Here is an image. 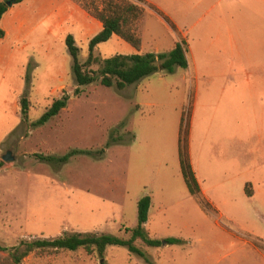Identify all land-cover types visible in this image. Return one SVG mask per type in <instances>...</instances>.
I'll return each instance as SVG.
<instances>
[{
	"label": "rangeland",
	"instance_id": "374dc122",
	"mask_svg": "<svg viewBox=\"0 0 264 264\" xmlns=\"http://www.w3.org/2000/svg\"><path fill=\"white\" fill-rule=\"evenodd\" d=\"M94 1L96 6L103 8L110 0ZM128 1L144 8L138 31L146 51L159 48L168 52L174 40L186 39L189 67H178L172 74L160 69L124 90L96 82L84 87L80 97L74 95L78 85L73 71L69 72L71 76L63 87L58 89L63 83L62 78L67 76H52L56 66H48L37 55L35 62L29 63L22 80L17 76L5 78V83L0 86V162L4 164L0 170L1 247L10 250L23 240L56 239L73 233L105 234L129 240L131 233L126 228L133 229L138 224V203L150 173L148 171L146 175L143 170H136V162L133 173L130 172L131 154L135 151L137 154L138 147L142 146L139 140L135 147L136 133L146 131L145 123L152 119L154 128H157L155 134L159 139L163 138L162 143L156 142L154 151L166 154L169 157L167 163L171 164L172 134L175 135L176 150L178 113H181L175 108L176 103L185 100L187 104L183 114L189 109L191 111L189 146L192 130L196 131L197 126L200 132L197 117L201 114L205 126L209 124L208 90L220 82L215 77L213 65L210 66V15L206 0L184 2L187 14L174 18L181 32L171 27L170 30L165 23L152 17L148 4ZM103 46L100 47L102 55H114L118 51L112 43ZM78 47L81 50L80 61L84 63L89 56V46L80 43ZM101 54L95 50V55L102 59ZM67 55L71 60L68 51ZM92 69L98 71L99 66ZM198 87L201 100L194 115V97ZM65 93L70 96L67 108L45 125L34 126L53 101ZM25 95L31 101L26 122L20 101L14 104L17 97L21 100ZM216 102L217 98L212 101L213 104ZM231 113L233 117L245 116L239 102L238 105L233 104ZM218 116L223 117L224 122V110ZM248 116L255 115L250 110ZM204 133L214 139L211 128L206 127ZM196 144L199 145L198 140ZM133 147L136 149L132 151ZM75 151L80 153L66 163L39 158L61 159ZM9 153L13 159L6 162L4 157ZM202 201L200 207L206 212L204 216H195L198 222L196 232H182L175 215L172 216L173 206L169 207L167 218L162 222V232L153 236L157 239L189 238L188 242L177 245L180 249L172 247L165 250L167 244L153 248L142 241L136 243L151 264H261L258 253L252 246H245L241 239L258 246H263L262 242L239 231L238 226L221 217L212 206L207 209ZM243 208L239 204L232 210L230 208V212L237 210L235 215L241 218ZM221 227L235 231L232 232L235 237L226 234ZM133 260L141 264L145 262L125 247L110 246L104 259L96 253L90 255L84 249L39 250L23 264H132Z\"/></svg>",
	"mask_w": 264,
	"mask_h": 264
},
{
	"label": "crops",
	"instance_id": "0c3cea01",
	"mask_svg": "<svg viewBox=\"0 0 264 264\" xmlns=\"http://www.w3.org/2000/svg\"><path fill=\"white\" fill-rule=\"evenodd\" d=\"M185 1L146 0V5L148 4L152 17L172 30L164 20V16L168 17L181 32L174 18L187 14ZM206 2L210 15V66L213 65L217 75L215 77L219 78L220 83L208 90L209 124L205 126V119L201 114L197 117L200 132L197 131V126L196 131L192 130L190 161L202 197L221 217L238 226L239 231L262 242L263 246H258L239 238L245 246L253 247L260 256L261 264H264V0ZM0 28L6 34L0 39V86L7 77L17 76L22 80L27 74L29 63H34L37 55L48 66H56L52 76H67L66 79L62 78L63 83L58 88L61 89L68 76H71L69 72L73 66L67 46L68 36L74 37L77 46L80 43L89 46L92 39L104 30V25L76 0H24L10 7L0 22ZM177 41L174 40L170 51ZM106 43H112L118 51L114 55H102L100 47L105 44L102 43L96 49L102 59L115 55L170 52H162L159 48L146 51L144 44L143 50L138 52L117 35ZM15 85L18 86L17 83ZM216 98L218 102L213 104L212 101ZM200 100L201 91L198 87L194 97V115ZM19 101L21 100L17 97L14 104L17 105ZM238 102L245 116L241 114L234 118L231 109ZM146 104L152 106L150 103ZM186 104L182 100L175 105L181 113H178L180 118L176 150L175 135L172 134L171 164L167 163L169 157L166 154L154 151L156 142L162 143L163 138L159 139L155 134L157 128H154L152 119L145 123L147 130L136 133L135 136V147L139 140L142 146L138 147L137 154L136 151L131 154L130 172L133 173L135 162L138 164L136 170H143L146 175L150 171L148 181L143 184L145 191L142 197L150 196L152 199L145 225L152 239H157L153 238L158 235L156 232H162V222L167 218L169 207L174 206L172 216L175 215L182 232H196L198 222L195 221V216H204V211L206 212L200 207L201 198L190 192L181 167L180 131ZM222 105L225 108H220ZM223 110L229 117L224 116V122L223 117L218 116ZM250 110L255 116H248ZM206 127L214 131L213 140L204 133ZM197 140L199 145L196 144ZM134 149L136 148L133 147L132 151ZM239 204L245 207L241 218L235 215L237 210L230 212V208L232 210L233 206ZM216 224L220 226V223ZM221 228L226 234L235 237L232 229ZM169 238L189 241V238L182 236L162 237L158 240ZM172 247L178 246L167 245L165 250H171ZM131 263L141 264L134 260Z\"/></svg>",
	"mask_w": 264,
	"mask_h": 264
},
{
	"label": "trees",
	"instance_id": "16d2710c",
	"mask_svg": "<svg viewBox=\"0 0 264 264\" xmlns=\"http://www.w3.org/2000/svg\"><path fill=\"white\" fill-rule=\"evenodd\" d=\"M24 0H17L15 4L21 3ZM78 1L84 9L92 16L100 20L104 25V30L94 37L89 44V56L82 63L80 61V48L77 46L73 36H68L67 46L73 60L72 71L76 79L78 88L74 95L80 97L83 93V88L90 86L96 82L101 85L111 88L116 87L119 90H124L127 87L139 83L143 79L156 74L159 70H163L169 74L175 72L176 68H188V43L186 39H178L174 49L168 53H146L135 55H115L109 59H101L95 55L97 47L108 42L114 35L132 45L138 52L142 51L143 40L138 31V24L143 16L144 8L138 4H134L128 0H110L103 5V8L96 6L95 1L87 2L85 0ZM139 4L146 3V0H136ZM10 7L6 4V0H0V22L9 11ZM155 9V8H154ZM156 10V9H155ZM157 11V10H156ZM164 20L174 30L178 31L173 22L166 16ZM5 31L0 28V39L5 37ZM99 66V70L95 71L92 68ZM70 101V96L64 94L61 98L55 99L51 106L46 110L43 116L34 123V126H42L54 119L63 112ZM24 122L28 121L31 101L28 95H25L20 101ZM190 119L191 111L185 112L182 117L180 131V161L182 172L188 185L190 192L200 198V188L196 181L192 170V165L189 156V134H190ZM80 152H72L68 156L57 159L54 157L39 156L43 161L53 163H66L69 159ZM82 153V152H81ZM3 162H0V170L3 168ZM202 201V200H201ZM204 206L209 209L210 205L202 201ZM152 199L150 196L143 197L138 203V224L135 228H126L128 233H131L129 240L121 239L111 235H97L87 233L67 234L56 239H38L34 241L23 240L21 243L12 248L7 249L0 246V264H23L25 259L31 256L36 251L52 250L59 251H77L84 249L88 254H98L101 259L107 252L110 246L125 247L130 253L135 254L151 264V261L146 257L144 251L136 246L138 241H142L149 247L158 248L163 245H180L184 240L178 238H169L164 241L152 239L146 231L145 225L148 222V216ZM6 255V256H5ZM105 264V263H104Z\"/></svg>",
	"mask_w": 264,
	"mask_h": 264
},
{
	"label": "water",
	"instance_id": "95a60500",
	"mask_svg": "<svg viewBox=\"0 0 264 264\" xmlns=\"http://www.w3.org/2000/svg\"><path fill=\"white\" fill-rule=\"evenodd\" d=\"M17 0H6V4L11 7L16 3ZM13 158L11 157V154L9 153L7 156L4 157V161L9 162L11 161ZM165 244V243H163Z\"/></svg>",
	"mask_w": 264,
	"mask_h": 264
}]
</instances>
